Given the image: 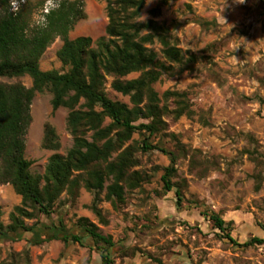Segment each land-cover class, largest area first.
Segmentation results:
<instances>
[{
  "label": "rangeland",
  "instance_id": "rangeland-1",
  "mask_svg": "<svg viewBox=\"0 0 264 264\" xmlns=\"http://www.w3.org/2000/svg\"><path fill=\"white\" fill-rule=\"evenodd\" d=\"M10 1L12 12L32 7L29 26H38L39 11L46 0ZM82 2L85 19L77 22L69 38L83 36L96 41L105 37V3ZM157 4L160 12L154 20L172 27L177 48L193 55L195 62L192 72L179 74L174 66V74L163 75L153 90L158 97L165 91L183 94L193 115L166 118V136L147 139L170 152H177V144L182 145L186 153L208 164L206 175L199 178L190 172V154L178 158L172 182L185 181L186 187L177 208L174 189L162 193L160 178L169 157L158 151L137 152L139 165L134 170L144 173L145 181L127 192L117 209L105 202L103 192L95 205L97 214L93 193L80 186L73 196L67 190L61 193L50 219H19L26 227L60 219L73 231H77L76 221L85 219L103 236L111 237L115 244L113 264H264V243L237 248L202 216L212 212L231 222V237L237 243L251 238L264 240V180L256 190L252 178L256 168L250 158L252 154L263 161L259 170L264 179V0H145L140 20L151 19L148 11ZM61 44L56 39L46 49L39 60L42 71L67 70L56 56ZM137 76L132 74L127 79ZM15 82L31 86L28 76L0 78V83ZM109 83L108 78L104 86L107 98L129 105L128 98L114 92ZM51 98L48 91L36 93L30 105L24 158L30 162L33 176H42L50 156H64L73 144L67 128L69 111H52ZM45 124L57 136V151L41 148ZM90 135L88 132V140ZM141 138V134H133L131 140ZM16 207L34 212L10 184L0 185V221L4 226L10 223ZM0 264H100V259L89 239L83 246L57 240L35 246L23 238L0 239Z\"/></svg>",
  "mask_w": 264,
  "mask_h": 264
},
{
  "label": "trees",
  "instance_id": "trees-1",
  "mask_svg": "<svg viewBox=\"0 0 264 264\" xmlns=\"http://www.w3.org/2000/svg\"><path fill=\"white\" fill-rule=\"evenodd\" d=\"M99 1L105 3V37L92 41L83 36L69 38L77 22L85 19L82 0H59L58 7L46 15L45 25L32 28L29 26L32 7L23 6L12 12L11 1L0 0V78L31 79L29 88L20 82L0 83V185L10 184L23 204L34 207L33 213L16 207L7 226L0 221V239L23 238L35 246L48 240L83 246L89 239L100 264H113L114 242L87 220L78 219L77 231H73L60 219L26 227L19 217L50 219L61 193L67 190L73 196L80 186L93 193L95 211L103 192L105 202L117 209L125 202L126 193L145 181V174L134 170L139 165L135 154L150 151L169 157V165L160 178L162 193L174 189L178 208L182 189L186 187L185 181L172 182L178 158L190 154L189 170L199 178L206 175L208 164L186 153L180 144L177 152H170L160 145H151L147 139L158 134L166 136V118L176 120L193 115L183 94L165 91L158 97L153 85L163 75H173L174 66L179 74L192 72L195 57L177 48L172 27L154 20L159 17V4L148 11L151 19L141 21L145 0ZM199 24L209 26L208 22ZM56 39L62 43L57 59L67 70L42 71L39 60ZM132 74L138 76L127 79ZM108 78L110 88L127 97L129 105L107 98L104 86ZM44 91L52 96V111L59 108L69 111L67 128L73 144L64 156H50L42 176H33L29 172L30 162L24 158V137L30 123L31 101L36 93ZM88 132H91L89 140ZM133 134H141L142 138L131 140ZM168 136L175 138L173 134ZM41 148L59 149L57 136L49 124L44 126ZM250 158L256 168L252 178L258 190L264 180L259 170L263 161L252 154ZM202 216L237 248L264 243L259 238L237 243L231 237V222L212 212Z\"/></svg>",
  "mask_w": 264,
  "mask_h": 264
},
{
  "label": "built area",
  "instance_id": "built-area-1",
  "mask_svg": "<svg viewBox=\"0 0 264 264\" xmlns=\"http://www.w3.org/2000/svg\"><path fill=\"white\" fill-rule=\"evenodd\" d=\"M59 0H51V6H49V0H46L44 4L42 5L40 11H39V17L37 25L42 27L45 25V18L48 13L58 7ZM13 10H17L16 7L13 8ZM43 18V19H41Z\"/></svg>",
  "mask_w": 264,
  "mask_h": 264
},
{
  "label": "clouds",
  "instance_id": "clouds-1",
  "mask_svg": "<svg viewBox=\"0 0 264 264\" xmlns=\"http://www.w3.org/2000/svg\"><path fill=\"white\" fill-rule=\"evenodd\" d=\"M49 6H51V0H49ZM41 19H43V18H41Z\"/></svg>",
  "mask_w": 264,
  "mask_h": 264
}]
</instances>
